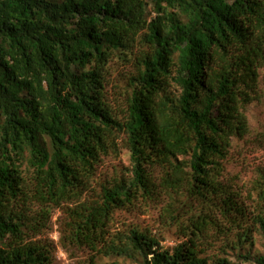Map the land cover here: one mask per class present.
Returning <instances> with one entry per match:
<instances>
[{
	"label": "trees",
	"instance_id": "16d2710c",
	"mask_svg": "<svg viewBox=\"0 0 264 264\" xmlns=\"http://www.w3.org/2000/svg\"><path fill=\"white\" fill-rule=\"evenodd\" d=\"M115 56L135 64L120 111L106 93ZM263 62L264 0H0V264H52L26 237L83 198L64 241L92 251L87 264H242L229 250L264 264L252 249L264 173L250 207L221 180ZM120 146L128 172L97 191L98 163ZM162 198L186 239L172 250L149 230H112L117 211Z\"/></svg>",
	"mask_w": 264,
	"mask_h": 264
},
{
	"label": "rangeland",
	"instance_id": "374dc122",
	"mask_svg": "<svg viewBox=\"0 0 264 264\" xmlns=\"http://www.w3.org/2000/svg\"><path fill=\"white\" fill-rule=\"evenodd\" d=\"M152 7L150 5V11ZM134 71V62L127 61L125 57L115 56L109 64L106 93L108 102L117 111L121 110L127 94L131 91L128 77ZM259 73L257 99L248 105L246 111L248 134L233 141L228 158L223 162L221 176L225 185L239 191L241 200L245 201L249 207L259 201L254 188L264 173V62L259 67ZM129 166L130 153L123 146H120L118 153L102 156V160L96 167L94 187L99 191L101 185L113 176L120 172H128ZM156 174H159V171ZM92 192H88L86 196L90 197L96 191ZM163 199L165 198L160 201L140 199L131 208L117 211L111 225L112 230L131 227L149 230L160 240L164 248L172 250L186 239L182 237L179 225L170 222L168 217H164L163 209L167 201ZM80 202H67L63 203L61 207L49 208L50 218L48 221L46 220L48 228L40 233L31 232L26 237V241L37 242L49 250L52 264H87L92 257L93 252L89 249L77 247L64 241L66 221L69 220L66 212L67 207L74 208ZM35 208L39 209V205L36 204ZM256 238V243L252 248L253 254L259 252L264 254V239L259 235H256ZM228 252L227 257L233 261L242 262V264H257L254 260L244 262L243 258L237 257L236 251L229 250ZM210 254L215 255L213 252ZM97 261L99 264H111L114 261H119L121 264H142L140 261L103 256L98 257Z\"/></svg>",
	"mask_w": 264,
	"mask_h": 264
}]
</instances>
